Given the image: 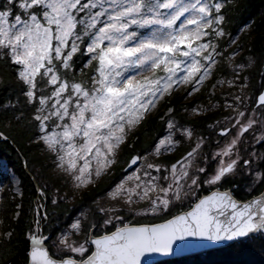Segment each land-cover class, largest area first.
I'll use <instances>...</instances> for the list:
<instances>
[{
	"label": "snow or ice",
	"instance_id": "6c2138e0",
	"mask_svg": "<svg viewBox=\"0 0 264 264\" xmlns=\"http://www.w3.org/2000/svg\"><path fill=\"white\" fill-rule=\"evenodd\" d=\"M226 3L0 0V62L13 69L24 107L32 109L27 114L15 113L12 119L36 127L38 134L33 142L54 157V171L70 178L75 190L87 188L119 163L122 145L160 100L181 85L190 86L185 98L199 92L212 77L218 57L231 61L239 54L241 45L223 27ZM226 35L230 37L228 46L236 45L227 56L219 43ZM81 56H87V60L78 77L76 65ZM258 62L249 57L246 64L234 66L235 79L221 78L213 85L215 88L226 82L234 87L237 80H242L240 94L224 105L232 109V114L223 118L230 126H221L219 131L221 137H226L235 130V136L211 158L205 154L204 166L198 158L205 137L194 138L191 127H178L171 115L174 109L169 108L165 114L169 117L168 135L159 138L150 152L133 155L123 170L126 175L108 193L110 200L137 215L168 213L191 197L195 203L189 210L160 224L132 225L123 223L116 214L119 207L98 205L97 211L106 217L102 226L86 224L88 213L83 212L53 238L44 231L51 214L45 203L48 186L42 185L36 189L31 223L25 232L28 264H141L145 254H171L174 244L187 238L221 243L264 235V190L246 200L234 194L237 177L249 178L244 189L247 193L264 185V169L253 166L255 161L264 162V153L253 151L245 158L239 147L245 134L257 129L254 141L264 142V64L250 111V97L245 91L249 77L240 76L241 71L254 68ZM5 84L0 73V86ZM19 104V99L9 100L0 108L14 110ZM215 107L218 105L193 107L191 113L199 115ZM10 125L11 121L5 127ZM177 132L191 142L190 149L173 163L154 162L181 145L182 139L175 138ZM6 138L0 131V139ZM217 160L209 173L207 165ZM229 181H233L232 186L225 188L224 183ZM13 183L17 185L13 200L21 201L16 203L12 217L18 221L23 215L24 192L15 177ZM203 185L214 186V190L198 196ZM58 193L56 189L51 198L54 206L66 198V194ZM108 225L114 231L101 235L93 231ZM13 234L10 230L0 236L10 240ZM190 247L178 245L175 251L184 252Z\"/></svg>",
	"mask_w": 264,
	"mask_h": 264
},
{
	"label": "trees",
	"instance_id": "16d2710c",
	"mask_svg": "<svg viewBox=\"0 0 264 264\" xmlns=\"http://www.w3.org/2000/svg\"><path fill=\"white\" fill-rule=\"evenodd\" d=\"M222 11L226 17L223 25L225 32L234 37L243 28L241 34L238 35L240 36V42L245 46V54H251L259 61L254 68L250 69L252 86L254 88L258 87V80L262 79L260 75L261 64H264V0H227L225 9ZM248 24H251L249 30L245 29ZM229 38L226 35L220 40L222 51L228 45ZM86 60L87 56H81L77 61L76 74L78 77L79 69L84 68ZM224 64H221V69L227 72L228 68ZM85 71H88V69L85 68ZM0 73L3 74V79L6 82L4 86H0V106L9 100H20V104L14 110L0 108V131H3L5 137H7L6 139H0V161L5 160L12 172L19 177L24 192L22 200L23 215L18 221H15L12 218L15 205L21 201L19 198L13 200L14 189L10 174L4 172L0 164V182L4 184V195L0 202V218L3 219V224L0 225L1 234L10 230L14 233L10 240H4L0 236V264H28L29 242L25 238V232L31 223L32 214L30 209L33 200L37 198L36 189L45 184L48 186L49 198L45 203L51 218L44 229L45 233L57 231L59 224L71 222L77 213L78 207L66 200H60L58 205H52L51 189L60 186V189L63 190L68 187V184L62 182L63 176L55 174L53 171L51 158L47 151L41 145L33 142L34 137L38 134V129L32 125L26 126L24 122L16 123L12 119L15 113L24 111L27 114L32 109L24 107L22 89L16 83L13 69L5 67L3 62H0ZM205 97L204 94L200 96L203 99ZM197 99L199 98L197 97ZM179 102L182 103L181 96H179ZM167 104L165 103V106ZM175 105L174 114H177L182 122L198 127L205 134L206 131L204 132L202 128H206V124L213 121L219 114L218 111H214L197 117H188L185 112H181V107H178L177 103ZM161 117H164V119L162 120ZM9 121H11V125L5 127V124ZM165 127L166 119L163 109L146 116L144 121L131 133L127 143L123 145L122 161L120 160L115 165L112 172L106 175L104 180L85 190L79 197V203L83 205L92 204L97 197L110 190L124 174L123 170L130 158L137 153L144 154L153 148L158 138L163 135ZM129 145L132 146L131 149H129ZM174 155L165 156L164 159L172 161L179 157L181 153ZM124 160H127L125 165H123ZM263 188L264 185L258 187L253 193L248 194L238 190L234 194L239 199L245 200L257 194ZM191 206L192 204L187 208ZM187 208L178 209L175 213ZM175 213L153 219H139L134 223L154 222L168 218ZM95 217L97 220L101 219L98 213L95 214ZM113 229L114 227L111 226L106 231H112ZM103 232L99 231L98 234ZM156 264H264V235L254 234L226 247L208 250L193 256L167 259Z\"/></svg>",
	"mask_w": 264,
	"mask_h": 264
},
{
	"label": "rangeland",
	"instance_id": "374dc122",
	"mask_svg": "<svg viewBox=\"0 0 264 264\" xmlns=\"http://www.w3.org/2000/svg\"><path fill=\"white\" fill-rule=\"evenodd\" d=\"M246 27L247 28H245V29L249 30L250 27H251V24H248ZM242 30H243V28H241V31ZM241 31H239V33H238L239 35L241 34ZM238 34L235 35L234 37L236 38L237 43L241 45V49L239 50V54L236 55L235 58L233 60H231V61L228 60V59H225V58L218 57L217 59L219 60V63L216 65V68H215V71H214L212 77H210L204 83L203 87L200 88L199 92H195L191 96H187V98H185L186 88L190 87V86L181 85L177 90H175L173 92V94L171 96H167L163 100H160L157 103L156 108L153 109L152 111H150L147 114V116H150V115H152L154 113H157L161 109H163L165 114H166L168 112L169 108L173 109L174 108L173 106H176L175 105L176 103H177L178 107L179 106L181 107V109H180L181 112L182 111L185 112L188 117H197V116L209 113V112L218 111L219 114L217 115V117L211 123H209L206 128H202V130L204 132L206 131V134L203 133L198 127H196V126H194L192 124H188V123L182 122L180 117L177 116V114H173V113L171 114L172 117L174 118V120L177 122L178 127H191L194 130V138H195V136H203V137H205L206 142H205V145L203 147V150H202V153H201V157L198 158V163H200V166H204L202 158H203V156L205 154L209 158H211L213 152L217 151L218 148L222 147L225 143L230 141L232 136H235V130H233L230 136H226V137H223L221 139V138H219L218 130L220 129L221 126H224V127L230 126L228 123L223 121V118L225 116L231 115L232 114V109L231 108H225L224 105H225L226 101L227 102H232L233 101V97L235 95H239L240 94V85L242 83V80H237L236 81V85L234 87H229L226 82L223 85H218L215 88H213V85L216 84V81L221 79V78H223L225 81L230 80V79H235L236 72L234 70V66L236 64H238V63L239 64H246L249 57L255 58V56H253L251 54H245V46L240 42V39H239L240 36ZM229 39H228V41H229ZM235 47H236L235 44H233L231 47H229L227 45L225 47V49H224V50H226L225 51L226 52L225 55L227 56V54L231 53L233 51V49H235ZM222 63H225L224 65L228 68L227 72L222 71V69H221V64ZM250 73H251L250 69H246V70L240 72L241 78L243 76H248L249 77V81H248L249 87H248V89L245 90L246 93L250 97V100L247 102V107H248L249 111L253 107V101H254L255 96L257 95L258 90H259L258 87H255L256 88L255 89L252 86V82H251L252 79H251ZM260 81H261V79H260ZM260 81L258 80V83ZM212 93H214V94H212ZM201 94H204L206 96L205 99L200 98ZM179 96H181L182 103L179 102ZM197 97L199 99L196 100ZM167 101H169L170 103L167 102ZM165 103H168V104L165 106ZM213 104L218 105V107L213 108L211 111L201 112L199 115H194V114L191 113V109L193 107L210 106V105H213ZM242 107H243V105H242ZM185 109H187V111H185ZM168 118L169 117L165 115L166 121L168 120ZM217 121H221L222 124H217L216 123ZM210 125H212L213 127H209ZM258 131H259L258 129L256 131H250L249 133H246L245 136L242 138V143L239 145V147H240L241 155L244 156L245 158H247V156L253 151H255L257 153H264V142L256 143L254 141V139H253V137L257 134ZM166 135H168L167 124H166V127H165L163 135L160 136L159 138L164 137ZM175 138L182 139L179 132L176 133V137ZM190 146H191V142L182 139L181 145L178 146L177 149L174 152H172L170 154L163 155V156H161L159 158H155L154 162L173 163L177 159H174L172 161H166L164 159L165 156L174 155V154L177 155V153L178 154L181 153V156H182L187 150L190 149ZM122 147H123V145H122ZM122 147H121V151L118 154L119 162H120V160L122 161V159H123L121 157ZM151 150H152V148L149 151H147V152H150ZM47 154L51 158L53 171H54V162H53L54 161V157L48 152H47ZM149 159L153 160L154 158L149 157ZM126 162H127V160H124L123 161V165H125ZM218 162L219 161L217 160V161H212L211 163H209L207 165V171L209 173H211L213 171V169L216 167V164ZM0 164H1V169L4 172H9L10 178H11V182L13 184V189L15 190V187L17 185H15L13 183V177H15L16 180H18L20 182L19 177L14 172H12L11 168L7 165L5 160H1ZM257 165L259 166L260 169H264V162L255 161L253 166L256 167ZM114 167H115V165L112 167V169L110 170L109 174L112 172ZM54 172H55V174H57L56 171H54ZM125 175H126V173L124 172V174L121 176L119 181L121 179H123ZM105 177H106V175L102 176L94 184H90L87 188H84V189H81V190H75L73 188V186H72V182H71L70 178L64 177L62 179V182L63 183L65 182V184H68L67 188H64L63 190H61L60 186H56V187L51 189V198H52V196L54 194H56V189H59V193H58L59 196H65V194H66V198L63 199V200H66V201L70 202L72 205H76L78 207L77 208V213L74 216V218L71 220V222L66 223V224H59L57 231L49 233L53 238H55L56 234L58 232H60L62 229H67L68 226L76 218H78L79 215L81 213H83V212H87L88 213V221L86 222V224L87 223H95V224H98V225L102 226L103 225V221H104V219H106V217L103 214H101V213H99L97 211L98 205L102 206V207H106V208H111V207H114V206L119 207L120 211L118 213H116V214L120 215L122 217L123 223L131 224V223H134L135 221H137L139 219H153V218H158V217L165 216V215H167L169 213H175L178 209L187 208L188 206H190L191 204H193L195 202L194 198L189 197V199L185 200L183 203H178L177 206L173 207L172 210L170 212H168V213H161V214H158V215H155V216H153L151 214H149L147 216L137 215L134 212L128 211L127 208L125 206H122L118 201H112V200H110L108 198L109 191L117 183H119V181H118L110 190L106 191L105 193H103L102 195L97 197L92 202V204L83 205V204L79 203L80 195L85 190L91 188L92 186H94L98 182L104 180ZM204 178L205 177L202 176V179H204ZM237 178H244L243 188L245 189V186L247 185L249 178L248 177H237ZM0 184H3V183L0 182ZM19 186L21 187V184H19ZM205 187L208 188V189L214 188V186L203 185L202 189L198 192V196L201 195V193L203 192V189ZM3 189H4V186H3ZM3 195H4V191H0V202H1V198L3 197ZM136 207L140 208V207H142V205H137ZM96 213H98L101 216V219H99V220L96 219V217H95ZM111 226L112 225H108V226L103 227V228L98 227V228H96V232L98 233L99 231L100 232L101 231H106ZM116 226L117 227L121 226V224L120 223H116ZM0 234H1V229H0ZM77 239H83V237H77Z\"/></svg>",
	"mask_w": 264,
	"mask_h": 264
},
{
	"label": "water",
	"instance_id": "95a60500",
	"mask_svg": "<svg viewBox=\"0 0 264 264\" xmlns=\"http://www.w3.org/2000/svg\"><path fill=\"white\" fill-rule=\"evenodd\" d=\"M212 190H214V189H212ZM212 190H210L208 192H205V193L201 194L200 196L208 195V194H210V192ZM263 190H264V188H263ZM257 194H255V195H257ZM236 198L239 199L237 196H236ZM239 200H242V199H239ZM189 209H190V207L187 208V209L181 210V211H179V212H177V213H175L173 215H176V214H178L180 212H183V211H187ZM172 216H170L168 218H165V219H162V220L154 221V222H141V223H131V224L132 225H140V224H160V223L165 222V220L170 219ZM93 231L95 232L96 235L103 234V233H101V234L96 233V228L93 229ZM112 231H114V229ZM252 235H254V234H252ZM241 239H245V238H241ZM241 239H239V240H241ZM239 240H237V241H239ZM234 242H236V241H224V242H221V243H212V242H208V241H200V240L195 239V238H187L184 241H177L174 244V246H173L174 247V251L171 254H167V255L160 254V253H149V254H145V256L142 257V259H141V264H156V263H158L160 261H164V260H167V259L181 258V257H185V256H193V255H196V254H199V253L206 252L208 250H212V249H216V248H221V247H226V246H228V245H230V244H232ZM178 245H191V247L187 251L179 252L178 253V252L175 251V249H176V247ZM201 245H203V246H201Z\"/></svg>",
	"mask_w": 264,
	"mask_h": 264
},
{
	"label": "flooded vegetation",
	"instance_id": "af4514ba",
	"mask_svg": "<svg viewBox=\"0 0 264 264\" xmlns=\"http://www.w3.org/2000/svg\"><path fill=\"white\" fill-rule=\"evenodd\" d=\"M173 106V105H172ZM173 107H175V106H173ZM174 109V108H173ZM175 112V111H174ZM174 114V113H173ZM212 122V121H211ZM210 122V123H211ZM208 124L209 123H207L206 124V127L208 126ZM227 127H229V126H227ZM219 131H220V129L218 130V133H219ZM219 138H223V137H221L220 135H219ZM188 151V150H187ZM181 156V155H180ZM180 156L179 157H177L176 159H179L180 158ZM235 183H236V186H235V188H234V192L236 191H238V190H242L243 192H245V193H247L245 190H244V188H243V184H244V178H236V181H235ZM232 184H233V181H229V182H226V183H224V187L225 188H227V187H231L232 186ZM212 189H214V188H210V189H208V188H204L203 189V192L201 193V194H203V193H205V192H208V191H210V190H212ZM249 194V193H248Z\"/></svg>",
	"mask_w": 264,
	"mask_h": 264
},
{
	"label": "built area",
	"instance_id": "2783aa9c",
	"mask_svg": "<svg viewBox=\"0 0 264 264\" xmlns=\"http://www.w3.org/2000/svg\"><path fill=\"white\" fill-rule=\"evenodd\" d=\"M46 202V201H45Z\"/></svg>",
	"mask_w": 264,
	"mask_h": 264
}]
</instances>
